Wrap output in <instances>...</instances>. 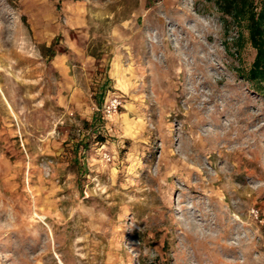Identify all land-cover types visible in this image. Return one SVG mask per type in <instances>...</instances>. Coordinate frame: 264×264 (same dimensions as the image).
<instances>
[{"label": "rangeland", "instance_id": "obj_1", "mask_svg": "<svg viewBox=\"0 0 264 264\" xmlns=\"http://www.w3.org/2000/svg\"><path fill=\"white\" fill-rule=\"evenodd\" d=\"M222 19L0 0V264H264V90Z\"/></svg>", "mask_w": 264, "mask_h": 264}, {"label": "trees", "instance_id": "obj_2", "mask_svg": "<svg viewBox=\"0 0 264 264\" xmlns=\"http://www.w3.org/2000/svg\"><path fill=\"white\" fill-rule=\"evenodd\" d=\"M205 1L216 7L226 25L228 19L237 25L245 22L248 41L255 52L245 79L253 89L264 90V0Z\"/></svg>", "mask_w": 264, "mask_h": 264}, {"label": "built area", "instance_id": "obj_3", "mask_svg": "<svg viewBox=\"0 0 264 264\" xmlns=\"http://www.w3.org/2000/svg\"><path fill=\"white\" fill-rule=\"evenodd\" d=\"M115 107H116V104H112L110 107H108V109H107L108 112H111V110H113V108H115Z\"/></svg>", "mask_w": 264, "mask_h": 264}]
</instances>
